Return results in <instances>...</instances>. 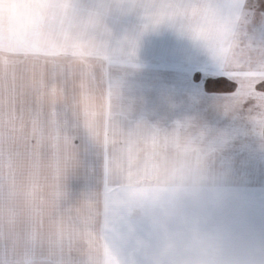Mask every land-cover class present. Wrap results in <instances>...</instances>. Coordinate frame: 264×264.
Segmentation results:
<instances>
[{"label": "snow or ice", "instance_id": "obj_1", "mask_svg": "<svg viewBox=\"0 0 264 264\" xmlns=\"http://www.w3.org/2000/svg\"><path fill=\"white\" fill-rule=\"evenodd\" d=\"M113 8L141 10L145 28L178 22L203 41L236 83L231 105L252 102L264 132V46L248 36L250 0H0V264H115L110 213L121 175L180 137L117 119L103 70ZM85 140L104 152L103 227L97 199L65 203Z\"/></svg>", "mask_w": 264, "mask_h": 264}, {"label": "rangeland", "instance_id": "obj_2", "mask_svg": "<svg viewBox=\"0 0 264 264\" xmlns=\"http://www.w3.org/2000/svg\"><path fill=\"white\" fill-rule=\"evenodd\" d=\"M259 3L250 0L254 16L247 31L255 45L264 46V10L259 9ZM145 23L139 9L113 8L105 19L110 58L103 62V70L114 93L117 119L125 127L143 124L166 133L178 129L181 137L193 142L216 177L218 195L207 209L208 214L216 213L221 176L217 171L218 135L246 131L257 110L251 109L252 102L245 107L231 105L235 81L208 62L211 55L199 50L202 41L194 39L178 22L147 28ZM130 39L134 45L129 44ZM107 183L103 149L85 140L78 164L65 183V203L77 206L85 199H97L101 204L98 226L103 227L102 198ZM227 191L223 190V195ZM165 239V234L138 211L121 212L110 221L109 245L121 264H170L158 255Z\"/></svg>", "mask_w": 264, "mask_h": 264}, {"label": "clouds", "instance_id": "obj_3", "mask_svg": "<svg viewBox=\"0 0 264 264\" xmlns=\"http://www.w3.org/2000/svg\"><path fill=\"white\" fill-rule=\"evenodd\" d=\"M215 181L199 148L180 136L148 159L139 156L121 175L110 215L140 212L165 234L158 255L172 264H222L216 239L201 233L210 221L208 206L218 195Z\"/></svg>", "mask_w": 264, "mask_h": 264}, {"label": "crops", "instance_id": "obj_4", "mask_svg": "<svg viewBox=\"0 0 264 264\" xmlns=\"http://www.w3.org/2000/svg\"><path fill=\"white\" fill-rule=\"evenodd\" d=\"M199 50L221 69L203 42ZM253 117L248 127L258 130ZM250 128L217 139L218 209L201 233L216 239L222 264H264V132Z\"/></svg>", "mask_w": 264, "mask_h": 264}]
</instances>
